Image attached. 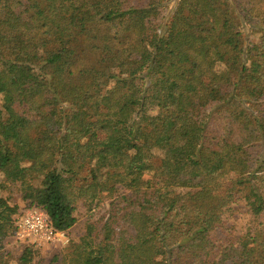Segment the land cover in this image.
Segmentation results:
<instances>
[{
    "label": "trees",
    "instance_id": "obj_1",
    "mask_svg": "<svg viewBox=\"0 0 264 264\" xmlns=\"http://www.w3.org/2000/svg\"><path fill=\"white\" fill-rule=\"evenodd\" d=\"M169 1L0 0V173L30 154L66 235L109 200L59 264H264V0ZM19 216L0 195V264Z\"/></svg>",
    "mask_w": 264,
    "mask_h": 264
},
{
    "label": "rangeland",
    "instance_id": "obj_2",
    "mask_svg": "<svg viewBox=\"0 0 264 264\" xmlns=\"http://www.w3.org/2000/svg\"><path fill=\"white\" fill-rule=\"evenodd\" d=\"M177 3V0H170L167 2V13L173 10ZM117 31L114 25L111 33L115 34ZM249 41L251 43L258 42L257 34H250ZM0 106L4 108L2 99L0 97ZM103 108V107H102ZM30 154L22 155V166L16 170L9 171L6 174L0 173V183H4L5 189L1 190L0 195L4 198H8L10 205H16L18 207V213L23 215L28 208L27 202L22 199V194L19 191V179L22 176L23 171L29 165ZM8 178V179H7ZM228 184L224 181L222 186L225 187ZM37 185V181L34 182ZM109 200L100 199L95 200L91 204L78 203L74 216L76 218L75 225L71 228L67 237L69 239L67 244H47L37 246L34 251V264H49L53 262L55 258H58V263L62 262L63 253L67 252L68 247L71 243L83 242L86 244L87 226L89 224H98L108 216ZM100 227V226H99ZM95 234V233H94ZM27 244L24 243L13 231L4 240V251H5V264H17V260L20 257L24 247Z\"/></svg>",
    "mask_w": 264,
    "mask_h": 264
},
{
    "label": "built area",
    "instance_id": "obj_3",
    "mask_svg": "<svg viewBox=\"0 0 264 264\" xmlns=\"http://www.w3.org/2000/svg\"><path fill=\"white\" fill-rule=\"evenodd\" d=\"M15 234L27 246L47 244H67L69 239L64 232L55 231L47 215L39 208H30L19 216L14 224Z\"/></svg>",
    "mask_w": 264,
    "mask_h": 264
}]
</instances>
